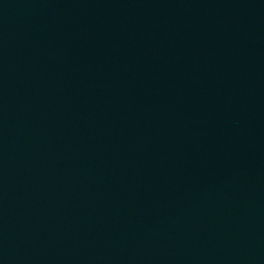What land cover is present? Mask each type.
Instances as JSON below:
<instances>
[{
  "label": "water",
  "instance_id": "1",
  "mask_svg": "<svg viewBox=\"0 0 264 264\" xmlns=\"http://www.w3.org/2000/svg\"><path fill=\"white\" fill-rule=\"evenodd\" d=\"M0 264H264V0H0Z\"/></svg>",
  "mask_w": 264,
  "mask_h": 264
}]
</instances>
